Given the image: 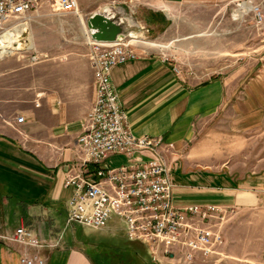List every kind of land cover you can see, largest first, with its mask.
I'll use <instances>...</instances> for the list:
<instances>
[{
    "label": "crops",
    "instance_id": "obj_1",
    "mask_svg": "<svg viewBox=\"0 0 264 264\" xmlns=\"http://www.w3.org/2000/svg\"><path fill=\"white\" fill-rule=\"evenodd\" d=\"M87 51L81 43L59 59L0 60V235L24 227L44 244L26 247L0 238V264H23L25 253H38L46 264H96L83 242L63 234L74 225L68 223L72 189L65 186L66 171L78 162L82 122L95 99ZM173 66L146 53L113 69L131 129L163 138L177 204L251 203L257 180L239 178L227 167L213 169L205 139L216 118L237 132L264 126V64L209 80L177 75ZM18 116L25 121L18 123ZM126 160L122 154L109 158L113 167ZM258 184L264 190V180Z\"/></svg>",
    "mask_w": 264,
    "mask_h": 264
},
{
    "label": "rangeland",
    "instance_id": "obj_2",
    "mask_svg": "<svg viewBox=\"0 0 264 264\" xmlns=\"http://www.w3.org/2000/svg\"><path fill=\"white\" fill-rule=\"evenodd\" d=\"M246 2L251 8L241 11V4ZM78 4L79 13H59L50 3H43L30 13L25 26L35 39V43L31 41L36 50L19 49L0 60L21 57L27 63H37L51 57L59 59L65 50L81 43L89 51V16L103 7H115L144 26L141 36L126 39L140 53L157 54L179 67L180 76L209 80L248 70L251 65L256 70L264 64V21L259 22L256 15L261 10L264 17V0H78ZM17 23L12 20L8 26ZM34 53L40 57L36 62L30 59ZM210 128L205 151L211 167H227L239 178L248 176L257 184L252 189L254 200L237 205L218 226L224 243L219 247L220 255L208 264H264V190L258 184L264 180V126L237 132L230 122L216 118ZM63 234L66 239L75 235L83 242L96 264H106L103 255L117 247L127 248L135 259L138 257L136 261L146 264L143 243L129 240L122 218L114 217L102 229L74 223L67 225Z\"/></svg>",
    "mask_w": 264,
    "mask_h": 264
},
{
    "label": "built area",
    "instance_id": "obj_3",
    "mask_svg": "<svg viewBox=\"0 0 264 264\" xmlns=\"http://www.w3.org/2000/svg\"><path fill=\"white\" fill-rule=\"evenodd\" d=\"M43 3H50L59 13H79L78 0H0V38L9 30L18 33L27 25L30 13ZM256 15L259 22L264 21L261 10ZM12 20L18 23L8 26ZM88 52L96 91L82 122L78 162L66 171L65 186L72 189L68 223L102 229L113 217H119L126 223L129 240L145 244L154 262L208 264L212 257L220 255L219 247L224 243L218 226L235 208L215 203H176L163 138L133 132L112 82L116 66L147 52L140 53L127 39L112 43L91 40ZM39 58L36 53L30 56L32 62ZM173 70L177 75L182 73L176 65ZM16 121L23 123L25 117L18 116ZM115 154L125 155L126 163L113 167L109 158ZM14 231L0 238L26 247L44 246L31 230L19 227ZM20 261L46 264L38 253H25Z\"/></svg>",
    "mask_w": 264,
    "mask_h": 264
},
{
    "label": "water",
    "instance_id": "obj_4",
    "mask_svg": "<svg viewBox=\"0 0 264 264\" xmlns=\"http://www.w3.org/2000/svg\"><path fill=\"white\" fill-rule=\"evenodd\" d=\"M90 38L96 42L112 43L128 37H139L144 33V26L129 15L120 12L115 7H103L93 12L87 24ZM20 34L17 41L27 44L29 40V29Z\"/></svg>",
    "mask_w": 264,
    "mask_h": 264
},
{
    "label": "bare ground",
    "instance_id": "obj_5",
    "mask_svg": "<svg viewBox=\"0 0 264 264\" xmlns=\"http://www.w3.org/2000/svg\"><path fill=\"white\" fill-rule=\"evenodd\" d=\"M251 4L249 2L242 3L240 6V10H249L251 8ZM22 31H6L3 36L0 38V57L5 56V54L13 53L18 51L19 49L23 50H30L34 48V43L31 41V36H29V40L27 44H23L17 41V38L20 34H22L25 31V28L22 27ZM15 34L17 35L16 37ZM152 45H155L154 43H149Z\"/></svg>",
    "mask_w": 264,
    "mask_h": 264
},
{
    "label": "trees",
    "instance_id": "obj_6",
    "mask_svg": "<svg viewBox=\"0 0 264 264\" xmlns=\"http://www.w3.org/2000/svg\"><path fill=\"white\" fill-rule=\"evenodd\" d=\"M142 250H143V256L142 258L146 260V264H158L157 262H154L151 258L150 252L148 251V247L143 244ZM135 248V247H134ZM133 247L128 249H134ZM127 248L125 247H117L115 249H113L111 252H109V255H103L105 256L104 258V262L106 264H143L139 261H136L138 259L136 253L135 256L137 257V259H135V257L133 256V254L129 253L127 250ZM139 262V263H138Z\"/></svg>",
    "mask_w": 264,
    "mask_h": 264
}]
</instances>
